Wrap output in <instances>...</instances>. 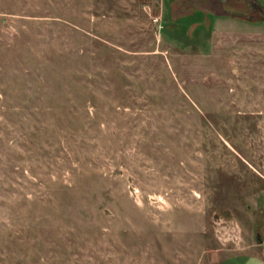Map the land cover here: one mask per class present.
Masks as SVG:
<instances>
[{"label": "rangeland", "instance_id": "rangeland-1", "mask_svg": "<svg viewBox=\"0 0 264 264\" xmlns=\"http://www.w3.org/2000/svg\"><path fill=\"white\" fill-rule=\"evenodd\" d=\"M228 260L264 264V0H0V264Z\"/></svg>", "mask_w": 264, "mask_h": 264}, {"label": "crops", "instance_id": "crops-1", "mask_svg": "<svg viewBox=\"0 0 264 264\" xmlns=\"http://www.w3.org/2000/svg\"><path fill=\"white\" fill-rule=\"evenodd\" d=\"M238 261H239V260H236V261L228 260V261H227V264H236V262H238ZM241 262H242L243 264H247V263H245V260H244V261H243V260H240V263H241ZM242 263H241V264H242ZM259 264H262V263H259Z\"/></svg>", "mask_w": 264, "mask_h": 264}, {"label": "trees", "instance_id": "trees-1", "mask_svg": "<svg viewBox=\"0 0 264 264\" xmlns=\"http://www.w3.org/2000/svg\"><path fill=\"white\" fill-rule=\"evenodd\" d=\"M249 3V2H248ZM251 3H253L252 1H251ZM257 4V3H256ZM257 6H259L258 4H257Z\"/></svg>", "mask_w": 264, "mask_h": 264}]
</instances>
